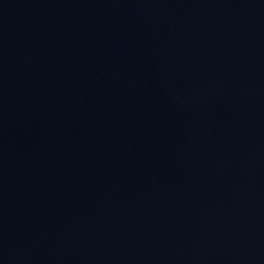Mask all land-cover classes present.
Masks as SVG:
<instances>
[{
  "label": "water",
  "instance_id": "obj_1",
  "mask_svg": "<svg viewBox=\"0 0 264 264\" xmlns=\"http://www.w3.org/2000/svg\"><path fill=\"white\" fill-rule=\"evenodd\" d=\"M0 264H264V0H0Z\"/></svg>",
  "mask_w": 264,
  "mask_h": 264
}]
</instances>
